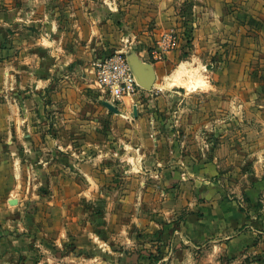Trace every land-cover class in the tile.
Wrapping results in <instances>:
<instances>
[{"label":"rangeland","instance_id":"374dc122","mask_svg":"<svg viewBox=\"0 0 264 264\" xmlns=\"http://www.w3.org/2000/svg\"><path fill=\"white\" fill-rule=\"evenodd\" d=\"M81 1L84 2L83 8L79 5ZM99 1L0 0V76L2 70L15 68L16 65L20 68L28 65L37 68L40 74L48 75L50 78L51 83L46 88V95L61 93L65 83L77 82L80 86H85L88 93L84 90L83 94L89 98L91 89H88L87 85L92 84L90 80L92 74L88 70L92 63L98 58L115 54L95 55L94 40L89 39L88 36L89 27L86 20L89 18H85V15L96 10ZM110 1L115 2L118 10L114 7L110 9L108 6L105 9L114 12L113 14L109 12L110 17L113 18L114 26L119 27L121 31L122 21L125 19L121 16L130 12L131 0ZM147 1L148 12L142 18H155L153 6L161 8L163 13L169 11V15L165 17L169 26L162 33L174 34L179 39L177 48L169 53L170 55L167 54L162 61H158L164 62L168 56L172 58L167 72H159L152 96L146 97L140 93L126 99L125 105L116 109L123 117L117 112L103 114L99 122L103 134H74L76 122L73 121L71 124L67 123L69 129H66V123H62V136H60L55 130L56 124L53 118L50 121L53 132L50 138L54 142L58 139L62 141V168L56 162L58 159L55 155L51 158L52 164L47 172V180L31 183L29 191L37 194L34 202L51 200L57 203L62 196V244L51 247V254L64 252L76 254V251L80 250L76 242L84 244L87 240L90 241L92 239L90 232L94 237L104 240L107 225L112 227L114 232L117 231L113 233L114 246L111 251L114 256L117 258L119 254L134 253L132 251L134 248L123 247L120 242L125 237L124 227L128 229V234H131L129 240L142 241L138 232L140 226L137 223L140 210L134 205L138 203L139 184L133 175L124 176L127 168L132 169V167H127V163L123 160L128 157L136 159L140 151L151 150L152 141L149 133L159 129V124L162 122L164 128L172 134V139L184 143V147L180 145L177 153L180 158L203 153L202 150L205 149L204 153L221 160L216 164V174L211 180L214 179L227 200L238 203L241 211L248 217H255L258 231L260 246L255 254L243 256L226 254L220 256L221 258L217 255V258L210 259L209 256L214 254L213 250L202 248L192 253L194 260L189 264H262L264 260L262 259L264 258V0L224 2L221 18L225 27H221L224 29L220 30L212 26L209 37L206 36L205 31L207 20L202 18L204 17L203 0V3L201 0ZM121 9H125L124 12ZM196 30L199 31L197 42L202 53H196L197 49H194ZM19 33L21 35L18 37ZM42 37L49 43L44 41V44L40 45ZM152 50L149 49L147 52L151 58ZM181 64L186 66L179 75L181 84L168 88L166 81ZM20 74L23 75L24 72ZM83 74L89 76L88 80ZM194 82L201 84V90L193 92L187 87L189 84V86L194 85ZM102 96L104 99L108 97ZM86 107L94 111V105L88 104ZM133 109L142 116L140 119L135 118ZM100 110L104 111L105 108ZM155 115L157 119H154ZM112 127L113 131H110ZM163 138L166 143L169 142L166 140V135ZM69 144L71 148L66 147ZM167 144L166 149H170L172 143ZM98 157L99 173L104 176L102 182L74 183L66 177L65 173L71 174L76 171L73 167L74 163L95 160ZM110 164H116L115 180L112 181H108L107 178L110 172L105 173L101 168ZM60 172L62 183L54 178L57 176L55 174ZM91 185H97L95 197L82 199L76 195ZM151 185L148 183V188ZM107 194L109 199H106ZM150 195L147 199L153 204L154 195ZM112 197L115 203H112ZM127 198L131 202L122 203ZM112 204L116 206L114 223L110 222L113 217L112 214L110 215L111 210L108 215L106 211ZM151 214L153 215L149 214V217L158 216L155 212ZM123 222H127L128 226H122ZM52 234L55 236L56 232L52 231L51 238ZM102 249L103 247L97 251L103 255ZM152 256L156 255L152 254Z\"/></svg>","mask_w":264,"mask_h":264},{"label":"crops","instance_id":"0c3cea01","mask_svg":"<svg viewBox=\"0 0 264 264\" xmlns=\"http://www.w3.org/2000/svg\"><path fill=\"white\" fill-rule=\"evenodd\" d=\"M203 1L202 18L207 20L205 31L209 37L212 26L224 29L221 28L225 27L221 18L222 4L229 0ZM203 1L201 0L202 3ZM237 1L239 0H235V3ZM79 5L83 8L84 2L81 1ZM106 6L118 10L115 2L100 0L99 7L85 15V18H89L86 20L89 27L88 36L94 40L95 55L120 52L135 57L139 62L153 67L156 79L160 71L167 72L172 63L171 56L164 62H156L147 52L157 47L161 35L164 34L162 32L169 26L168 19L165 18L169 11L163 13L161 8L153 6L155 18L145 19L142 17L148 12V1L131 0L130 12L121 16L125 19L119 31V27L114 26L110 11L105 9ZM124 10L121 9L123 12ZM19 35L21 33L18 37ZM198 35L199 31L196 30L194 49H197L196 53H202L197 42ZM44 41L49 43L42 37L40 45L44 44ZM37 70L28 65L24 68L16 65L15 68L2 70L0 76V264H189L194 260L192 253L202 248L213 250L215 255L209 256L210 259L217 258V255L219 258L226 254L243 256L259 251L255 217H248L241 211L238 203L227 200L214 179L211 180L216 174V164L221 160L204 153L205 149L202 150L203 153L180 158L177 153L180 145L184 147V143L172 139V134H169L161 122L159 129L149 133L152 149L140 151L136 159L128 157L123 160L127 167H132L127 168L124 176L133 175L139 184L138 203L134 205L140 210L137 223L140 226L138 232L142 241L129 240L131 234H128V229L124 227L125 237L120 242L123 247L134 248V253L119 254L117 258L114 256L113 233L117 231L114 232L113 228L107 225L104 240L94 237L90 232V241L87 240L84 244L76 242V246L79 245L80 248L76 254H51V247L62 244V196L57 203L51 200L34 202L37 194L29 191L31 183L47 180L51 158L55 155L58 159L56 162L62 168V141L58 139L54 142L50 138L53 134L51 119L53 118L55 130L60 136L62 123H66L65 127L69 129L67 123L71 124L73 121L76 122L74 134H103L99 125L101 117L103 114H116L111 112L107 105L119 109L125 105L126 99L133 96L124 98L120 104L113 103L111 99L107 100L108 97L104 99L94 85L92 65L88 70L92 74V84L87 85V88L91 89L89 98L83 94L84 90L88 93L85 86H80L77 82L65 83L61 93L46 95V88L51 83L50 78ZM22 72L23 75L20 74ZM83 77L86 80L89 78L85 74ZM187 87L193 92L201 90V86L197 89L193 85ZM154 90V86L151 91L142 89L134 96L143 93L146 97H151ZM88 104L94 105V111L87 109ZM103 107L105 110L101 111ZM134 111L135 118L140 119L142 116L137 114V110ZM118 114L123 117L120 111ZM150 118L153 121L151 116ZM154 119H157L156 115ZM110 131H113V127ZM165 135L166 140L172 143L170 149H166L169 142L164 140ZM67 146L72 147L70 144ZM99 157L74 163L76 171L65 173L66 177L74 183L102 182L104 176L99 173ZM115 166L116 164L101 166L105 173L110 172L107 174L108 181L115 180ZM60 174L61 172L55 174L57 176L54 178L62 183ZM148 183L152 184L149 188ZM96 188L97 185H91L76 195L82 199L93 198ZM150 194L154 195L153 204L147 199ZM128 198L122 203H130ZM106 199H109V194ZM112 201L115 203L113 197ZM115 207V204H112L106 209L107 215L111 210V223L115 222ZM152 212L158 216L149 217V214L153 215ZM54 216L59 217L53 218ZM122 224L128 226L127 222ZM52 231L56 234H52L51 238ZM101 247L103 255L97 251Z\"/></svg>","mask_w":264,"mask_h":264},{"label":"built area","instance_id":"2783aa9c","mask_svg":"<svg viewBox=\"0 0 264 264\" xmlns=\"http://www.w3.org/2000/svg\"><path fill=\"white\" fill-rule=\"evenodd\" d=\"M178 45L179 39L176 35L164 34L160 37L157 47L151 52L152 58L156 62L162 61ZM92 69L96 89L102 95H107L113 103L120 104L124 98L132 97L142 91L124 53L117 52L98 58L92 63Z\"/></svg>","mask_w":264,"mask_h":264},{"label":"water","instance_id":"95a60500","mask_svg":"<svg viewBox=\"0 0 264 264\" xmlns=\"http://www.w3.org/2000/svg\"><path fill=\"white\" fill-rule=\"evenodd\" d=\"M127 61L139 87H141L144 91H151L156 80L153 67L149 64L139 62L132 56H127ZM107 107L111 112H117L112 105L108 104ZM135 112L136 111H134V113Z\"/></svg>","mask_w":264,"mask_h":264},{"label":"bare ground","instance_id":"6f19581e","mask_svg":"<svg viewBox=\"0 0 264 264\" xmlns=\"http://www.w3.org/2000/svg\"><path fill=\"white\" fill-rule=\"evenodd\" d=\"M185 67H186L185 64H181L180 67L172 74V76H170V78L166 81V86L168 88L173 87V86H179V84H181L179 75L182 74ZM193 86L197 89L201 86V84L197 82V83H194Z\"/></svg>","mask_w":264,"mask_h":264}]
</instances>
